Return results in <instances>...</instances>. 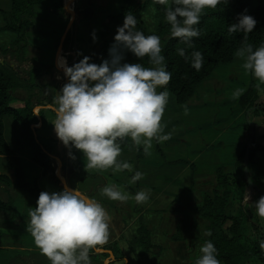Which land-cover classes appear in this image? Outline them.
Returning <instances> with one entry per match:
<instances>
[{
  "label": "trees",
  "instance_id": "16d2710c",
  "mask_svg": "<svg viewBox=\"0 0 264 264\" xmlns=\"http://www.w3.org/2000/svg\"><path fill=\"white\" fill-rule=\"evenodd\" d=\"M45 1L47 0H11L10 11L0 10L6 16L0 31L16 35L8 46H0V154L7 157L9 165L15 171L16 189L23 190L35 198L40 206L56 211L62 221L63 211L55 203V198H46L37 185L30 186L26 182L20 158L7 143L4 118L11 116L21 125L22 136L30 146L33 162L43 168L44 176L56 186L57 195L64 193L67 196L64 210L75 212L79 216V234L76 237L64 235L62 224L53 226L48 221L37 219V226L56 230L60 242L70 244L77 252V257L74 261L67 262L61 261L58 254L30 252L28 255L9 257L8 264H75L80 258H91L100 263L111 254L114 258L108 264H125V251L135 257L137 264H158L164 247L154 242L155 233L149 229L144 216L118 240L104 246L103 253H95L97 245L94 244L92 235L94 210L92 207H82L84 200L81 196L71 194L65 188L63 177L58 174L55 140L41 139L37 134L38 125L41 123L44 127L48 122L45 109H41L37 114L36 106H56L57 99H60L63 105L61 108L65 109L69 103L63 87L64 79H54V68L45 65L27 41L26 34L33 25L35 7ZM139 1L125 0L121 11L111 16V21L104 25L101 31L104 39L103 53H106L108 47L110 22L130 20L140 33L137 49L118 57L106 55V60L135 64L132 71L140 81L154 79L155 75L150 69L154 64L160 63L163 66L162 90L171 92L178 104L191 100L198 86L212 75L218 65L232 63L239 52L244 51L248 55L254 68V78L240 98V105L248 120V142L237 160L235 173L228 174L223 168H219L214 188L212 191L203 190L200 201L194 198L199 184L195 180L179 193L174 201L185 208L186 214L197 216L204 222L202 236L198 241L203 246L205 257L197 258L193 264H264V165L257 168L259 163L255 161L257 153L264 154V134L258 136L254 122L255 117L264 115V96L259 94L264 85V0H258L250 13L246 12L252 0H179L180 7L167 6L166 0H145L143 5H140ZM149 6H154L159 16L157 28L153 32H149L138 17L139 12ZM52 10L58 16L66 17L68 21L72 14L71 10L65 7L63 0L54 3ZM73 32L70 28L61 47L64 52L70 53L68 64L72 74H75L74 66L89 62H83L82 53L76 49ZM159 40L160 43H157ZM146 42L157 43L160 59L156 53L142 47ZM73 52L75 55H72ZM91 57V70L95 74L92 78L101 88L106 83L97 70L95 50ZM11 60L21 65L28 63L29 69L21 76L19 68L11 65ZM81 74L85 90L89 93L93 83L88 81L87 73ZM17 89L29 91L23 107L13 105L16 101L13 93ZM148 115L143 114L142 126L147 125ZM119 116L120 124L130 132L132 125ZM249 143L251 146L246 172ZM127 149L135 150L139 157L144 155L143 150L135 145L133 138L129 139ZM64 170L62 168V171ZM248 174L252 182L249 181ZM85 175L86 178L92 176ZM0 183L8 187L12 185L9 177L5 175H0ZM0 211L7 213L9 222H16L18 217L15 214L13 199H0ZM25 218L24 216L20 219ZM171 239H185L180 223ZM14 241L17 243L18 240ZM17 244H20V241ZM44 256L47 257L44 259ZM39 258L42 261L39 262ZM46 259L51 261L46 262Z\"/></svg>",
  "mask_w": 264,
  "mask_h": 264
},
{
  "label": "crops",
  "instance_id": "0c3cea01",
  "mask_svg": "<svg viewBox=\"0 0 264 264\" xmlns=\"http://www.w3.org/2000/svg\"><path fill=\"white\" fill-rule=\"evenodd\" d=\"M58 1L61 0H47L35 7L33 25L27 30L26 36L28 43L37 52L40 60L45 65L54 68V79H64L63 87L69 103L65 109L61 108L63 105L60 99H57L56 106H36L37 114L41 109H45L48 122V125L44 127L41 123L38 125L37 134L41 139L55 140L54 150L58 174L63 177L65 188L71 194L81 196L84 200L82 207H92L94 210L92 217L94 232L92 235L94 244L97 245L96 254L103 253L104 246L118 240L142 216H144L149 229L155 233V237L159 238L168 224L167 221L163 223L162 220L165 221L168 216H172L176 212L181 216L186 214L185 208L176 204L174 200L179 193L191 185L193 180L200 183L215 179L219 168H223L228 174L235 173L237 160L248 142L247 115L240 105V98L248 90L251 81L238 98L237 106L222 114V116H226L227 119L224 121H227L228 126L222 130L216 129L212 133V139L203 143L202 147L192 148L191 141L188 138L184 139L183 130L180 134H167L164 137L166 141H160L159 133H153L150 128L151 121L155 122L157 119L156 115L159 112L156 107L166 91L162 90L163 84L153 90L152 80L140 81L136 77H120L112 75L111 72L103 75L100 72L106 85L100 88L95 82L96 87L90 89L97 95L94 98L95 101L87 102V98L83 96L87 92H84L83 82H81L82 88H80V80L75 81L73 86L82 92V97H76L73 87H71L72 91L69 90V79L72 78L71 68L68 64V54L70 53L64 52L61 44L66 39L70 28L75 27L77 21L81 24H89L94 18L90 14V8H86L90 5L87 0H63L65 7L72 12L68 21L66 17L63 18L53 13L52 5ZM90 26H84L82 29H77L78 32H73L76 49L82 53L83 61L88 59L94 50L103 53V39H100L98 44H94L90 40L89 32H80L84 29L85 31L89 30ZM0 33L4 34L2 39L7 42V46L14 40L13 36L7 37L6 32ZM115 34L121 36L118 32ZM101 36L103 38V35ZM59 41L60 44H58ZM108 49L109 43L106 51ZM239 53L235 55L232 63L218 65L212 75L203 82L213 80V76L222 67L234 65ZM72 55L75 53L73 52ZM246 57L249 61L248 55ZM61 59H64L65 66L60 64ZM88 81L90 82V79ZM261 89L259 94L264 96ZM13 95L16 98L13 105L23 107L26 97L18 92ZM189 101L185 104H188ZM133 113L137 114L138 121L134 124L128 123L125 118ZM144 113L149 114L146 126L141 125ZM119 115L124 118L127 124L132 125L130 132L120 124ZM237 122H239L238 126L244 125L240 137L234 130L237 127ZM254 122L258 136L261 137L264 134V115L255 117ZM4 125L5 138L11 149L20 158L26 182L30 186L37 185L41 194L46 198H55V203L63 211V218L61 221L56 211L40 206L35 198L23 190L16 189L15 171L9 165L7 157L0 154V175L9 177L12 182L9 189L15 194L11 198L8 197L7 201L14 200L15 214L19 218L16 222L11 223L8 221L7 213L0 211V264H8L9 257L28 255L30 252L58 254L61 261H74L77 252L71 248L70 244L60 242L59 235L54 230L39 228L37 219L48 221L53 226L62 224L64 235L76 237L79 234L77 226L79 216L75 212L65 211L64 202L67 200V196L64 193L57 195L56 186L52 188L46 184L45 178L47 177L44 176L43 168L33 162L30 146L22 136L21 125L11 116L4 118ZM145 131L148 136L154 135V146H157V152L160 151L156 155V158L159 159L157 162L146 160L148 158L147 151L143 143ZM132 138L135 145L143 150L142 157H139L135 150L127 149V143ZM186 142H189V148L187 149L188 153L185 154L181 145ZM260 157L262 158L261 163L257 162ZM255 161L259 163L256 165L257 168L259 165H264V154L257 153ZM197 166L202 169L197 171ZM207 166L208 169H206ZM62 168L65 170L62 171ZM189 170L191 173L187 175L186 172L189 173ZM85 174L92 176L86 178ZM185 179L187 180L186 185L183 183ZM179 188L181 189L178 190ZM24 216L26 218L21 220L20 218ZM152 219L155 220V227L151 223ZM177 225L178 222L175 229H177ZM180 227L182 228L181 224ZM187 229L185 224L183 227L185 239L183 241H173L172 236L169 238L171 241L169 244L163 241L167 245L165 248L170 252H165L158 264H193L196 240L193 234L187 235ZM15 239L20 241V244H17L18 241L14 243ZM125 254V264H137L132 254L127 251ZM45 257L47 256H44V259ZM41 258H39V262L42 261ZM113 258L114 256L111 254L100 263L91 258H80L75 264H108ZM47 259L46 262L51 261Z\"/></svg>",
  "mask_w": 264,
  "mask_h": 264
},
{
  "label": "rangeland",
  "instance_id": "374dc122",
  "mask_svg": "<svg viewBox=\"0 0 264 264\" xmlns=\"http://www.w3.org/2000/svg\"><path fill=\"white\" fill-rule=\"evenodd\" d=\"M258 0H252L248 10L246 13H250L254 10ZM87 2H90V5L86 6V8H90V14L92 15V18L94 20L89 22V24H81L77 21L75 27H72L74 29V32H78L77 29H82L84 26L90 28L89 30L85 29L80 32H89L90 40L94 44H98L100 39H103L101 35H103L102 29L104 28V25L111 21L110 17L117 15L120 11L123 5L125 4V0H87ZM145 0H140V5H143ZM167 6H177L180 7L179 0H166ZM12 7L11 0H0V9L9 11ZM138 17L142 20L145 28L149 32L155 31L157 28L158 22H159V16L156 8L154 6H149L146 10H142L139 12ZM6 16L0 12V27H3L5 24ZM87 25V26H86ZM74 26V25H73ZM80 27V28H79ZM110 34L109 38H107L109 43V49L106 51V53H101L100 51L96 52L97 57V70L98 72L102 73L103 75H107L111 72L112 75L120 76V77H137V74L133 72L134 65L133 63H115V62H109L106 60V57H118L124 54L127 51L136 50L138 46V41L140 39V33L139 31L133 26L132 22L128 19H124L121 21H112L110 22ZM2 32V31H0ZM115 32H118L121 36H117V34L114 35ZM6 36L10 37L13 36L14 38L16 35L10 32H6ZM4 34L0 33V45L7 46V42H5L2 39V36ZM114 35V36H113ZM11 38V37H10ZM104 40V39H103ZM161 40H159L157 43H160ZM87 43V42H86ZM156 43V44H157ZM152 44L149 42H146L145 44H142V47L148 51H152L156 53L155 55L159 57V52L157 49V45ZM156 50V51H155ZM70 54H68L69 56ZM107 55V56H106ZM246 52L239 53L236 62L234 65L229 67H222L217 71V74L213 76V80H206L203 82L200 87L198 88V91L196 92L195 96L191 101H189L188 104L184 105H178L175 101V96L169 92L168 90L165 91L163 98L161 101H159L156 110L159 112L157 116V119L151 121V131L153 133L158 132V137L160 141H166L165 136L167 134H180L181 131H184V139L187 140V138L192 143V148L202 147L203 143L209 141L212 139V133L217 130H222L225 126H228L227 121H224V119H227L226 116H222V114L228 110H231L232 108H235L238 104V98L240 95L245 91L247 84L252 81L254 78V68L252 67L251 62L249 63ZM73 58V56H72ZM160 59V57H159ZM245 59V61H244ZM10 60V59H9ZM73 60V59H72ZM14 61V60H13ZM83 62H89L87 64H82L80 66H74V72L75 74H71L72 78L69 79V90L73 89L76 91V97L80 98L82 97V92H79L77 88L75 89L74 82L77 80H80V88H82V83H84L83 73H87L89 75L90 82L93 83L92 87L95 86V82L93 80V76L95 75L91 70L90 63L92 62V57L90 56L88 59H86ZM245 62H248L247 64H244ZM60 64L64 65V59L60 60ZM109 64V65H108ZM251 64V65H250ZM83 66V67H82ZM15 67L19 68V72L21 76L24 75V72H26L27 69H29L28 64H19ZM82 67V69H80ZM84 68V69H83ZM258 69V68H257ZM151 72L155 74L154 79H152V89L155 90L157 87H160V84H162V72H163V66L160 63L154 64L151 69ZM73 83V84H72ZM213 90V88H215ZM85 87V83L83 85ZM86 89V88H85ZM72 91V90H71ZM18 92L20 95H24L26 98L29 95V91L26 89H17L14 91ZM86 92V90L84 91ZM81 93V94H80ZM261 93L264 94V86L261 89ZM85 98H87V102H90V100L95 101L94 98L97 96L94 92H87L83 95ZM25 98V100H26ZM83 99V98H82ZM81 100V99H79ZM100 101V100H99ZM161 117V119H159ZM221 118V120H220ZM128 123H137V114L133 113L130 114L127 118H125ZM178 120V121H176ZM248 124V120L246 121ZM239 122L236 123L237 127H235L234 130L238 133V136L240 137L241 130L243 129L244 125H239ZM246 124V127H247ZM172 131V132H170ZM264 131V128H263ZM232 132V131H231ZM227 136L226 134H223ZM143 143L146 146V154L147 157L146 160L148 162H157L159 161L158 158H156L157 152V146H154L155 138L154 135H149L147 131L144 132L143 135ZM237 139V138H236ZM189 142H186L181 145L183 148V152L186 154L188 153V146ZM188 146V147H187ZM163 147V146H162ZM261 156V155H260ZM226 159V158H225ZM259 163L262 162V158H258ZM203 166V164H202ZM200 166H197V171ZM255 169V167L253 166ZM208 169V166L206 167ZM187 175L191 173V170H189V173L186 172ZM187 180H184V185H186ZM46 184H49L54 188V184L51 183L47 178H45ZM206 182V183H205ZM215 179H210L206 181H202L198 184V190L194 194V198L197 201L201 200V193L203 190L212 191L214 188ZM0 183V199L7 201V198H11L15 196L13 191L9 189V187L5 186ZM179 188L178 190H180ZM45 191H47L45 189ZM181 208V207H179ZM261 212H263L262 209H260ZM69 216V215H68ZM154 219V218H153ZM152 219L153 227H155V220ZM167 221V227H165V231L163 230L162 236L159 238L154 237V242L156 244L161 245L164 247L162 249L161 255L159 256V260L165 255V252L168 251L167 248H165V245L163 241L165 242H171L170 236L176 233V223H180L182 226V234L183 236V227L186 224L187 229V235L193 234L196 240V245L194 247V261L197 258L203 259L205 257V252L203 249V246L200 241H198V238L202 236V230L204 222L199 219V217L194 215H179L177 212L174 213L172 216H168L165 221L162 220L163 223ZM149 222V221H148ZM57 225V224H56ZM55 226V225H54ZM191 226V227H190ZM191 228V229H190ZM56 232V230H54ZM201 231V232H200ZM58 234V232H56ZM199 233H201L199 235ZM161 235V234H160ZM190 236V235H189ZM161 237H165L162 238ZM167 246V245H166ZM160 263V262H158Z\"/></svg>",
  "mask_w": 264,
  "mask_h": 264
},
{
  "label": "water",
  "instance_id": "95a60500",
  "mask_svg": "<svg viewBox=\"0 0 264 264\" xmlns=\"http://www.w3.org/2000/svg\"><path fill=\"white\" fill-rule=\"evenodd\" d=\"M11 65H12V66H16L17 63H16L15 61L12 60V61H11ZM250 146H251V144L249 143V144H248L247 153H246V162H245L246 172H248V158H249V155H250ZM248 179H249L250 182H252V180H251L249 174H248ZM63 181H64V180H63ZM64 182H65V181H64Z\"/></svg>",
  "mask_w": 264,
  "mask_h": 264
}]
</instances>
